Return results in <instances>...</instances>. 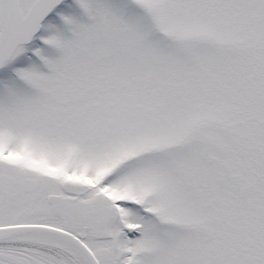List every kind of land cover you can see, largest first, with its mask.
Instances as JSON below:
<instances>
[{"label":"snow or ice","instance_id":"6c2138e0","mask_svg":"<svg viewBox=\"0 0 264 264\" xmlns=\"http://www.w3.org/2000/svg\"><path fill=\"white\" fill-rule=\"evenodd\" d=\"M0 264H264V0H0Z\"/></svg>","mask_w":264,"mask_h":264}]
</instances>
